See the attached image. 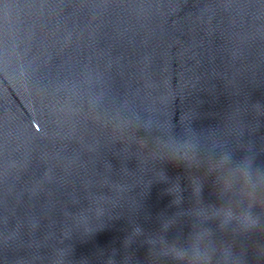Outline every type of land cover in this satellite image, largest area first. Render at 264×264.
<instances>
[{
	"label": "clouds",
	"instance_id": "obj_1",
	"mask_svg": "<svg viewBox=\"0 0 264 264\" xmlns=\"http://www.w3.org/2000/svg\"><path fill=\"white\" fill-rule=\"evenodd\" d=\"M228 219H231V213L228 214ZM240 224H241L244 231H251L253 229H257V228L261 227L259 218L254 217L251 214V212H248L245 214V216L240 220ZM135 231L139 232L140 229L137 228ZM177 258L183 259V256L178 255ZM208 259H209V257H207L205 255V257H204L205 264H207Z\"/></svg>",
	"mask_w": 264,
	"mask_h": 264
}]
</instances>
